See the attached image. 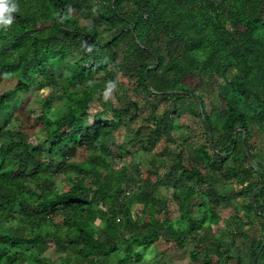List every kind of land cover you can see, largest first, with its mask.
Here are the masks:
<instances>
[{
  "label": "trees",
  "instance_id": "1",
  "mask_svg": "<svg viewBox=\"0 0 264 264\" xmlns=\"http://www.w3.org/2000/svg\"><path fill=\"white\" fill-rule=\"evenodd\" d=\"M15 3L13 23L0 27V81L16 83L0 96V112L11 94L31 89L56 90L66 102L42 112L41 142L18 129L0 144V264H53L41 258L52 245L66 255L60 264H109L111 256H121L116 264H138L141 249L162 241L164 233L179 250L192 245L193 263L213 264L214 257L218 264H254L257 256V263L264 261V150L253 152L254 142L264 145V0ZM88 11L95 19L82 25ZM100 23L107 24L103 31ZM104 33L111 38L103 41ZM130 76L140 92L168 107L146 119L151 126L141 149L152 153L163 145L161 154L171 155L177 146L173 168L180 177L172 200L181 214L175 222L167 202L148 192L161 183L157 173L135 178L125 167L114 172L102 153L91 158L90 170L68 161V154L61 164L55 159L67 149L73 155L88 145L104 149L127 117L140 118L138 103L110 101L111 118L90 128L84 122L92 104L103 105L109 81L119 85ZM185 100L202 123L206 140L200 147L191 135L178 145L172 134L184 129L179 122ZM61 175L67 191L55 185ZM217 181L234 187L243 212L233 230L229 225L213 233L212 222L222 219L228 201L214 188ZM134 187L140 191L136 200L127 195ZM136 203L142 208L135 214ZM97 217L105 218L101 232L94 227ZM242 245L249 247L250 262Z\"/></svg>",
  "mask_w": 264,
  "mask_h": 264
},
{
  "label": "rangeland",
  "instance_id": "2",
  "mask_svg": "<svg viewBox=\"0 0 264 264\" xmlns=\"http://www.w3.org/2000/svg\"><path fill=\"white\" fill-rule=\"evenodd\" d=\"M85 16L88 19L81 20L82 25H88L89 22H93L95 19V14L92 11L85 13ZM87 20V21H85ZM89 21V22H88ZM107 27V24L100 23L97 24V28L103 31ZM103 41H107L111 38L110 33H104L101 37ZM73 58L72 60H74ZM15 81L9 79L0 81V96L3 95L6 91L11 90ZM37 90V89H36ZM31 89L29 93H19L11 94L8 101L7 108H4L0 112V144L10 140L11 135L15 134L18 129H24L31 136L33 142H41L44 138V135L41 131L42 128L40 118L42 117V112L48 110L49 106H54L56 109L63 107L65 104L64 96L58 91H36ZM99 95H95L94 99H98ZM45 100L46 105L41 104V100ZM160 99H151L148 98L144 93L140 92L136 88L135 77L130 76L129 78H120L119 85L115 87L107 94V98L104 99L101 105L96 102L91 105L90 115L84 119L86 127L90 128L98 120L104 119L106 117L111 118L112 115L108 110V103L112 101L116 105H127L129 102H136L140 105L141 109L138 112L140 118L137 121H130L129 117L125 119V123L117 131H115L111 136H108L104 142L105 148L98 146H90L87 148L77 149L75 155L71 150L67 149L63 152H58L55 156V159L61 164V157L63 154H68V161L75 162L80 166H84L85 169L90 170L92 168L91 158L96 154L102 153L104 156L109 157L111 163V170L118 172L123 167L127 168L129 173L132 174L135 178H146L149 172H155L161 179V183L157 187L149 189L150 194H154L158 199H163L168 204V214L170 219L175 222L181 214V208L172 200V187L175 184L180 175L177 170H174V156L176 153V145L171 146V155H164L162 149L164 148L161 145L154 152H148L141 149V139L145 138L147 134V128L151 126L147 123L146 119L150 115L160 116L166 110L167 105L159 101ZM65 101V102H64ZM207 108L206 110L210 113L211 105L210 101H206ZM105 106V107H104ZM153 106L156 107L153 110ZM192 102L189 100L182 101L180 103V122L183 123L184 129L182 131H174L172 134L177 140V144H181L184 138L191 135L192 145L202 146L205 143V133L202 130V123L198 117H195L194 111L191 108ZM185 109L189 111H183ZM104 112V113H102ZM106 113V114H105ZM45 123L46 121L43 120ZM140 131V135L139 132ZM77 140V139H76ZM221 138L218 137V143L221 144ZM73 146V143H70V147ZM100 147V148H99ZM263 149L264 145L261 143H253V152L257 149ZM263 156V155H262ZM44 157H47L44 154ZM263 161V159H262ZM84 164H87L84 165ZM76 173L73 172L68 176L71 178L75 177ZM88 182L93 180V176L88 177ZM155 180V178H154ZM56 187L61 191L69 190L70 186L68 184L67 177L61 175L56 179ZM205 188V187H203ZM214 188L217 192L228 198L227 204L221 212L222 219L219 221L212 222L213 233H220L227 229L231 225L232 230L235 228L236 216L242 214V203L241 200L236 199L232 196L234 187L230 184L225 183L224 181H217L214 183ZM130 194H127L130 199L136 200L139 197L140 191L138 187L130 189ZM161 208V206L159 205ZM101 210L106 212L107 207L100 206ZM139 204L132 205L133 213H138L141 210ZM199 217V211L198 214ZM159 217L163 218L162 215ZM118 217V222H120ZM102 217H97L94 221V227H96L100 232L104 226ZM56 222H62L61 218H57ZM176 225V224H175ZM241 232L247 231L246 226L240 227ZM165 234V238L154 244L148 250L141 249L142 259L138 261V264H202L201 262H192L190 257V251L192 245L188 242L184 249L179 250L175 243L167 241L169 235ZM242 241H239L241 243ZM242 254L246 262H250L249 247L247 245L241 246ZM65 254L58 253L54 247L41 255V258H44L53 264H60L61 258L65 257ZM121 256H111L109 264H116ZM202 258V257H201ZM213 264H218V258H213Z\"/></svg>",
  "mask_w": 264,
  "mask_h": 264
},
{
  "label": "clouds",
  "instance_id": "3",
  "mask_svg": "<svg viewBox=\"0 0 264 264\" xmlns=\"http://www.w3.org/2000/svg\"><path fill=\"white\" fill-rule=\"evenodd\" d=\"M17 10L18 4L15 3V0H0V27H7L11 25L15 19L13 13ZM114 87L115 82L109 81V86L105 94V98H107V94L111 92Z\"/></svg>",
  "mask_w": 264,
  "mask_h": 264
},
{
  "label": "water",
  "instance_id": "4",
  "mask_svg": "<svg viewBox=\"0 0 264 264\" xmlns=\"http://www.w3.org/2000/svg\"><path fill=\"white\" fill-rule=\"evenodd\" d=\"M245 142H246V139L244 138V144H245ZM263 240H264V234H263ZM257 261H258V256L254 259V264H256Z\"/></svg>",
  "mask_w": 264,
  "mask_h": 264
},
{
  "label": "crops",
  "instance_id": "5",
  "mask_svg": "<svg viewBox=\"0 0 264 264\" xmlns=\"http://www.w3.org/2000/svg\"><path fill=\"white\" fill-rule=\"evenodd\" d=\"M257 264H264V261H260V262H258Z\"/></svg>",
  "mask_w": 264,
  "mask_h": 264
}]
</instances>
